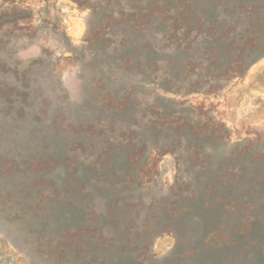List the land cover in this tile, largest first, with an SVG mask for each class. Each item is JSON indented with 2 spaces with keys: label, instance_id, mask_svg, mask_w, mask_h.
Instances as JSON below:
<instances>
[{
  "label": "rangeland",
  "instance_id": "rangeland-1",
  "mask_svg": "<svg viewBox=\"0 0 264 264\" xmlns=\"http://www.w3.org/2000/svg\"><path fill=\"white\" fill-rule=\"evenodd\" d=\"M123 40L98 13L72 0H0V264H111L131 258L159 264L174 246L170 233L156 234L145 253L124 247L138 230L126 239L110 225L96 236L62 235L73 205L64 196L78 188L81 196L93 194L97 204L112 195L146 204L165 197L175 180H193L203 168L200 159L194 156L187 165L182 141L164 147L170 137L163 130L169 127L213 118L225 125L231 143L264 133V57L243 77L228 75L215 87L201 60L183 67L169 47L156 53L152 70L137 69L138 37L127 47ZM115 146L120 176L126 171L122 148L134 150L127 168L133 177L102 175ZM60 147L68 149L66 170L80 179L54 192L48 189L53 186H28L16 158ZM207 149L219 152L217 144ZM47 158L26 162L57 181L61 172Z\"/></svg>",
  "mask_w": 264,
  "mask_h": 264
},
{
  "label": "trees",
  "instance_id": "trees-1",
  "mask_svg": "<svg viewBox=\"0 0 264 264\" xmlns=\"http://www.w3.org/2000/svg\"><path fill=\"white\" fill-rule=\"evenodd\" d=\"M72 1L81 9H89L91 15L98 13L111 30L117 29L125 47L132 36L138 37L136 49L141 58L137 69L152 70L156 53L169 47L183 60V67L201 60L203 72L219 87L222 78L231 74L243 77L252 64L264 57V0ZM132 52L127 54L132 56ZM163 131L170 137L164 147H176L180 144L175 141H182L187 165L200 159L203 168L196 177L183 184L175 180L165 197L146 204L133 203L128 197L118 200L113 195L97 204L93 194L81 196L78 188L72 189L64 196L73 203L69 209L72 221L62 228V235L67 231L100 234L110 225L121 239H126L132 230H138L137 236L125 240L124 247L145 253L155 235L166 232L175 243L159 264H264V133L231 143L225 125L213 118L198 122V126L191 122L179 130L169 127ZM211 144H217L218 154L208 151ZM115 147L102 175L112 172L118 180L133 177L127 168L129 153L134 150L122 148L126 171L120 176L114 164V151L118 150ZM68 155V149L60 147L57 152L18 156L17 171L29 177L25 180L28 186H53L54 190L48 187L53 192L63 187L70 189L75 183L71 181L80 178L78 172L70 175L66 170ZM48 156L52 160L50 168L61 172L57 181L29 168L28 164L47 162ZM36 181L40 182L36 185ZM175 186L181 190L176 192ZM137 220L141 221L140 228ZM111 264L142 263L131 258Z\"/></svg>",
  "mask_w": 264,
  "mask_h": 264
}]
</instances>
